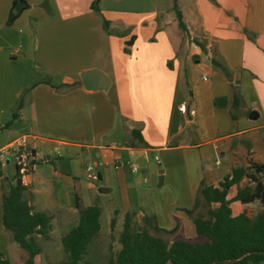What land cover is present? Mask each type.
Returning a JSON list of instances; mask_svg holds the SVG:
<instances>
[{"label":"crops","instance_id":"crops-1","mask_svg":"<svg viewBox=\"0 0 264 264\" xmlns=\"http://www.w3.org/2000/svg\"><path fill=\"white\" fill-rule=\"evenodd\" d=\"M94 1L0 0V40L16 35L9 55L44 74L38 81L15 74L10 85L5 118L20 99L9 126L23 125L19 136H32L37 155L23 198L60 225L78 219L76 196L80 206L97 204L100 217L107 211L109 223L114 217L110 230H121L128 213L132 228L195 237L199 189L235 167L264 164V0H176L186 32L173 0H97L99 11ZM85 72L95 74L91 85L81 80ZM150 158H158V176ZM180 170L195 180L182 183Z\"/></svg>","mask_w":264,"mask_h":264},{"label":"trees","instance_id":"trees-1","mask_svg":"<svg viewBox=\"0 0 264 264\" xmlns=\"http://www.w3.org/2000/svg\"><path fill=\"white\" fill-rule=\"evenodd\" d=\"M92 9L99 11L97 0L91 4ZM173 12L178 27L186 32L187 28L182 13L173 0ZM103 28L108 30L109 21L103 17ZM132 38L125 41L130 46ZM191 44L207 53L204 44L192 38ZM127 50V48H124ZM220 66L225 73L226 69ZM55 88L60 87L54 85ZM69 87L71 85H63ZM17 102L11 119L4 124L6 127L16 117L21 107ZM133 136L139 135L138 130L132 131ZM35 163V162H34ZM14 173L10 178H0L6 182L1 199V222L5 230L11 233L13 241L27 256L22 264H34L40 252L33 235L47 238L50 231L51 216L44 211H35L23 198L26 189L24 176L28 171L14 165ZM247 183L240 185L241 180ZM199 194L208 203H217L206 210L207 217L191 216L196 236L180 238L167 243L162 237L151 234L146 228L133 229L131 217L124 215L122 228L118 235L119 249L106 262L99 263L86 258L88 245L100 229V207L97 204L80 206L74 196V204L78 209L77 222L60 238L66 258L58 264H261L264 262V164L250 162L247 166L233 168L221 177L216 184L203 185ZM258 201L261 210L250 217L244 209H236L237 205ZM198 205V200L195 207ZM191 215L192 209H186ZM149 218L145 217L144 221ZM110 227H114L115 218L110 219ZM155 230L160 228L155 227ZM0 264H10L9 259L0 251Z\"/></svg>","mask_w":264,"mask_h":264},{"label":"rangeland","instance_id":"rangeland-1","mask_svg":"<svg viewBox=\"0 0 264 264\" xmlns=\"http://www.w3.org/2000/svg\"><path fill=\"white\" fill-rule=\"evenodd\" d=\"M7 40L9 43L0 40V46H2V48L0 49V146L13 140L15 137L19 136L21 132L24 131L23 125H19V126L8 125L6 127L1 126V123L4 125L11 119L10 117L8 120L7 118H5V116H6V112L8 111V108L10 107L8 100L10 99L11 96L10 85L13 80L12 79L13 75L16 74L17 77L18 76L23 77L22 74L25 73L27 74L29 80H34V81H38V79L44 77L43 73L39 72L37 69H34L32 67L31 62L24 61L20 58L14 60V58L9 55V51H11L13 47L18 46L20 44L19 38L16 35H12ZM124 47L127 48L125 52L129 53V46L124 44ZM157 159L158 158H150L149 160L154 164L153 167L156 176L159 175L158 167L156 163ZM2 170H3V175L12 176L15 170L14 163L11 161L6 167H3ZM138 172L140 173L142 172V170L139 168ZM179 172H181L180 180L182 183H187L188 185H190V183H192V181L195 180V174H196L195 172L192 171L189 172L187 178L184 177L183 174L184 172L182 170H180ZM192 178H194V180H192ZM0 182L5 184V181L2 180L1 178H0ZM247 182H248L247 179L243 178L240 182V185L243 186ZM187 187L189 186H184V188L183 187L177 188V190L180 191L179 196L182 197L186 193ZM197 198L198 199L200 198V201L198 202V206L194 211V215L207 217V212H206L207 208L209 206H215L216 204L215 203L208 204L203 199L201 194H199ZM236 209H244L250 217H254L261 210V205L258 201H254L248 204L237 205ZM100 220H101V229L99 233L89 243L88 254L86 258L99 263H104L107 261V259L110 256H112L118 250L120 246V243L118 242V235L120 229L119 227L118 228L115 227L114 229L110 230L109 216L107 211L103 212L102 216L100 217ZM76 221L77 218H75V216H69V218L65 221V223L60 225L59 220L52 219L50 221V231L47 238H43L42 236L37 234L33 235L36 243L40 247V252L35 257L34 264H58L60 261L66 258V254L63 251L60 238L72 225L76 223ZM136 227L137 226L134 224L133 229H136ZM159 234L164 238V240L167 243H170L171 240H176L184 237L181 236V234H173V235L164 234V233H159ZM10 238H11V245L7 250L6 256L11 264H21L24 258L27 256V253L25 250L20 248L13 241L11 237V233H10ZM195 238L197 240L202 239L201 236ZM0 245L2 246L4 245L3 236L1 234H0ZM261 264H264V262H262Z\"/></svg>","mask_w":264,"mask_h":264},{"label":"built area","instance_id":"built-area-1","mask_svg":"<svg viewBox=\"0 0 264 264\" xmlns=\"http://www.w3.org/2000/svg\"><path fill=\"white\" fill-rule=\"evenodd\" d=\"M203 78L206 79L204 76ZM179 109L185 110L184 102L179 105ZM31 138V135L23 134L8 145L1 147L0 162L12 161L14 165L18 164L21 170L28 171L37 159L35 146L31 142ZM88 169H91V167H88Z\"/></svg>","mask_w":264,"mask_h":264},{"label":"water","instance_id":"water-1","mask_svg":"<svg viewBox=\"0 0 264 264\" xmlns=\"http://www.w3.org/2000/svg\"><path fill=\"white\" fill-rule=\"evenodd\" d=\"M95 74L94 73H91V72H85L82 77H81V80L83 82L84 85H91V79L92 77L94 76ZM257 116V113L255 111H252L250 113V118H256Z\"/></svg>","mask_w":264,"mask_h":264}]
</instances>
